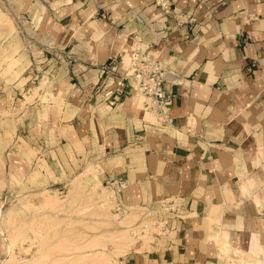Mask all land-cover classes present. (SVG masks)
<instances>
[{"label": "crops", "instance_id": "obj_1", "mask_svg": "<svg viewBox=\"0 0 264 264\" xmlns=\"http://www.w3.org/2000/svg\"><path fill=\"white\" fill-rule=\"evenodd\" d=\"M23 2L33 35L0 22L6 169L125 181L142 237L120 264H264V0ZM138 53L168 66L169 122L126 77Z\"/></svg>", "mask_w": 264, "mask_h": 264}, {"label": "rangeland", "instance_id": "obj_2", "mask_svg": "<svg viewBox=\"0 0 264 264\" xmlns=\"http://www.w3.org/2000/svg\"><path fill=\"white\" fill-rule=\"evenodd\" d=\"M23 1L0 0V22L3 19L17 22L21 35H33L26 20L16 18L18 11L25 9L21 8ZM3 146L0 142V264H120L129 243L142 237L140 227L136 229L142 222L137 223L135 219L125 224L134 213L118 210L114 189L88 177L90 172L88 175L84 172L87 176L83 173L84 176L71 177L60 188L37 189L35 179H27L28 184L24 185L6 169L7 157L1 152ZM65 239L66 250L62 243ZM94 239L100 241L98 246L87 245ZM76 247L80 251H74Z\"/></svg>", "mask_w": 264, "mask_h": 264}, {"label": "built area", "instance_id": "obj_3", "mask_svg": "<svg viewBox=\"0 0 264 264\" xmlns=\"http://www.w3.org/2000/svg\"><path fill=\"white\" fill-rule=\"evenodd\" d=\"M166 11H169L168 0H156ZM168 66L164 60L135 54L132 58L126 77H134L138 81V95L143 99V107L152 113L161 123L169 122V110L173 106L174 94L167 87ZM114 191L127 186L125 181H113ZM118 210L124 211L118 204Z\"/></svg>", "mask_w": 264, "mask_h": 264}, {"label": "bare ground", "instance_id": "obj_4", "mask_svg": "<svg viewBox=\"0 0 264 264\" xmlns=\"http://www.w3.org/2000/svg\"><path fill=\"white\" fill-rule=\"evenodd\" d=\"M89 172L91 173V171H90L89 168H88V170H86L85 173L88 175ZM83 173H84V172H83ZM85 173H84V174H85ZM84 174H82V175L84 176ZM86 174H85V176H87ZM77 180H78V179H77ZM80 182H81V181H80ZM71 184H72V183H71ZM75 184H76V183H75ZM74 187H75V186H74ZM105 188H106V187H104V189H105ZM69 192H70V191H69ZM71 193H72V192H71ZM74 193H75V192H74ZM77 193H78V192H77ZM105 193H106V192H105ZM72 199H73V198H72ZM55 200H56V199H55ZM52 201H53V200H52ZM45 203H46V202H45ZM50 203H51V202H50ZM54 203H55V201H54ZM57 204H60V203L57 201ZM52 205H54V204H52ZM136 215H137V214H136ZM131 217H133V216H131ZM131 217H130V218H131ZM134 217H135V214H134ZM134 217H133L132 219H130V218L127 219V220H129V223H128L126 220H124V221H126V223H125V222H124V223L127 224V225H129L131 222H133V221L136 219V217H135V218H134ZM58 224H59V223H58ZM58 224L56 225L57 227H58ZM59 225H60V224H59ZM56 229H57V228H56ZM56 229H55V230H56ZM63 231H64V230H63ZM59 232H60V231H59ZM62 233H63V232H62ZM63 234H64V233H63ZM70 234H72V233H70ZM76 235H77V234H76ZM63 236H64V235H63ZM74 236H75V235H74ZM49 238H50V237H49ZM53 238L55 239V237H53ZM63 238H64V237H63ZM65 238H66V237H65ZM68 238H69V237H68ZM68 238H67V240H68ZM96 239H97V238H96ZM0 240H2V239L0 238ZM49 240H50V239H49ZM51 240H52V239H51ZM65 240H66V239H65ZM67 240H66V242H65L64 240L62 241V243H64L65 246H66ZM71 240H72V239H71ZM75 241H76V240H75ZM75 241H74V242H75ZM50 242H51V241H50ZM89 242H90V241H89ZM11 243H12V242H11ZM59 243H60V242H59ZM62 243H61V247H63ZM76 243L79 244L78 242H76ZM5 244H6V243H5ZM9 244H10V243H9ZM49 244H50V243H49ZM67 244H68V243H67ZM98 244H100V241L94 239L93 241H91V242L88 243L87 245H90V247H92V246L96 247V246H98ZM69 245H71V244H69ZM72 245H73V243H72ZM2 246H3V245H2ZM44 246H46V244H45ZM55 246H56V245H54L53 247H55ZM65 246H64V248H65ZM73 246H76V245H73ZM85 246H86V245H85ZM85 246H83V247L87 249L88 247H85ZM61 247H60V249L62 250ZM79 247H82V246H79ZM117 247H118V246H117ZM57 248H58V247H57ZM57 248H56V250H57ZM68 248H69V247H68ZM84 248H82V249L85 250ZM11 249H12V246L9 247V250H11ZM60 249L58 248V250H60ZM66 249H67V246H66V248H65L64 250H66ZM69 249H72V247L69 248ZM79 249H80V248H79ZM88 249H89V248H88ZM9 250H7V251H9ZM73 250H74V251H75V250L77 251V250H78V247L74 248ZM83 250H82V251H83ZM11 251H12V250H11ZM78 251H80V250H78ZM116 251H117V250H116ZM63 252H66V251H63ZM67 252H68V251H67ZM69 252H70V250H69ZM120 253H121V252H120ZM13 254H14V253H13ZM104 262H105V261H104ZM99 263H100V262H99ZM101 264H102V263H101ZM108 264H110V263H108Z\"/></svg>", "mask_w": 264, "mask_h": 264}]
</instances>
